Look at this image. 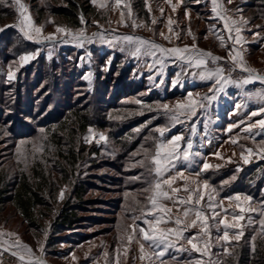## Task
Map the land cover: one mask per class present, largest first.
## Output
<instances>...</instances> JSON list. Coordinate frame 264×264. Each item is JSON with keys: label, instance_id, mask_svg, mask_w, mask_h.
Listing matches in <instances>:
<instances>
[{"label": "rangeland", "instance_id": "rangeland-1", "mask_svg": "<svg viewBox=\"0 0 264 264\" xmlns=\"http://www.w3.org/2000/svg\"><path fill=\"white\" fill-rule=\"evenodd\" d=\"M192 1L21 0L24 15L31 18L34 28L42 29L39 35L30 32L31 40L20 31L18 6L13 0L0 2V233L5 234L0 245L28 257L14 246L19 239L43 264H194L196 260L203 264H264V226L260 224L264 219V152L260 150L264 148V129L257 126L245 131L264 119L260 111L264 100L259 98L264 83L219 86L215 77L205 81L188 73L194 60L150 50L147 45L133 55L139 45L117 39L130 35L167 49L188 46L190 53L185 56L195 55V44L222 58L213 62L206 57L203 70L222 67L225 77L235 81L248 78L204 29L202 7L198 2L190 4ZM70 3L74 10L67 9ZM188 9L198 17H187ZM235 17L240 34L247 36L242 42L244 50L247 47L246 54L242 53L244 62L264 69V2L244 5L241 15ZM57 27L73 35L83 29L86 38L81 44L73 35L57 32ZM49 35L53 39H44ZM253 37L258 41L252 42ZM24 55L33 59L25 63L20 59ZM189 93L199 101L195 115L175 108L177 103L188 104ZM164 104L172 111L158 107ZM178 113L185 114L172 121L170 117ZM157 128L167 129L163 137ZM211 131L216 132L214 139L208 137ZM176 135L183 139L177 150L180 158L173 163L190 172L177 187L180 192L185 186L196 188L198 181L204 206L213 192L222 191L224 197L238 195L239 207L233 203V209L243 219L236 222L238 227L232 233L228 229L226 242L216 239L225 228L218 222L225 217L226 222L234 221L233 215L224 213L217 221L209 217L211 238L201 233L193 241L201 252L186 240L172 237L174 246L157 257L129 225L133 216L141 217L142 208L147 211L150 207L147 197L152 193L143 189L156 179L144 149L150 157L156 143ZM200 136L203 141H217V148L196 145L187 150L190 155L185 160L181 146L188 139L198 142ZM220 144L225 147L217 156ZM242 153L248 157L247 163ZM141 160L143 166L137 163ZM205 163L212 167L203 169ZM204 181L208 189H203ZM244 197L251 199L245 201ZM72 207L81 217L79 222L62 226L60 216ZM136 224L148 230L143 218ZM196 232L187 230L184 236ZM240 232L243 235L236 239ZM206 242L210 244L208 256L202 254ZM141 243L144 260L140 259ZM181 247L188 250H178ZM0 264L27 262L0 249Z\"/></svg>", "mask_w": 264, "mask_h": 264}, {"label": "snow or ice", "instance_id": "snow-or-ice-1", "mask_svg": "<svg viewBox=\"0 0 264 264\" xmlns=\"http://www.w3.org/2000/svg\"><path fill=\"white\" fill-rule=\"evenodd\" d=\"M0 2H5V0H0ZM95 3V0H93ZM13 3L18 6L17 11L20 12V15L22 19L20 20V31L24 33V35L28 39H33V36L30 34V32H35L36 34H40L42 32V29L39 27H33V22L29 16H25L24 12L26 11L25 6L21 3V0H13ZM117 3H119V0H117ZM228 3H232V0H228ZM213 4V9L212 11L217 14V16H220V12L217 11V0H212ZM175 10V7L174 9ZM161 11H163L161 9ZM123 15V14H122ZM222 19L224 17L221 16ZM244 24H247L248 21L244 20L241 18ZM155 21H153L154 23ZM81 23H85L83 16H81ZM169 24L172 23L171 19L168 21ZM236 22L233 21V24ZM135 27L136 25L133 24ZM225 27L228 28V20L225 19ZM27 29V30H26ZM57 32L65 33L68 35H73L70 30H67L62 27H57L56 29ZM171 31V29H170ZM229 31L231 32V28H229ZM236 32V38L235 42L238 44L241 42L242 37L240 36L241 29L239 27L235 28ZM189 34H191V31L189 30ZM94 35H98L97 33H94ZM163 36V33H161ZM258 35V33H257ZM86 38L85 32L83 29L79 31V33L73 35L74 40H79L82 44V41ZM46 40H51L53 39L52 35L44 37ZM117 39H122L126 42L129 43H136L139 45L135 51L132 53L133 55H136L140 52L141 46L147 45L150 50H159L162 53L169 54V55H175L181 59H188L190 62L194 60L195 66L196 67H201V66H206V57H211L213 62H216L220 59L221 57L213 56L211 52H205L203 50L197 49L195 44L192 45V50H194L195 55H189L185 56V53H190V49L188 46H185L184 48H179V47H174L171 49L163 48L162 46L155 44L153 42L144 40L142 38H137L133 37L130 35H125L123 37H118ZM165 39H168V37H165ZM195 39V37H193ZM221 41V46L224 47V41L222 37H217ZM39 42V41H37ZM235 53V55H233ZM150 55H155V52L149 51ZM229 57L232 59L233 63L236 64L238 67L241 68L242 71L249 73V77L247 79H244L242 81L243 84H248L252 81L253 78L260 79L262 82H264V76H260L259 73L257 72L256 69L251 68L246 65V63L243 60V55L241 52L236 51L235 48L229 51ZM21 61L23 62H28L29 60L33 59L32 55H24L20 57ZM215 77V84H221V81L225 83H234V81L231 80L230 76L225 77L224 75V69L222 67H217L214 70L211 71H206L201 74V79H212ZM12 78V74H9V79ZM213 89H210L212 91ZM219 90H222L219 89ZM261 100H264V94H261L259 96ZM204 99H211V97H204ZM137 103H139L137 101ZM199 104V101L192 99V93L188 94V104H183V103H177L175 108L177 110L181 109H187V114L189 115H195L196 114V106ZM199 106H203L200 104ZM162 107L166 112L172 111V109L169 108V105L164 104ZM237 107H240L237 105ZM261 112H264V108L260 110ZM179 114H185V113H178V114H173L170 119L172 121H178L179 119ZM253 116L258 115L257 112L252 113ZM259 126L261 129H264V119H261L257 121L254 124H250L248 128L245 129V131H251V129L256 128ZM167 129L165 128H157L156 131L159 132L160 136L163 137L164 133ZM231 130V129H229ZM91 131V129H90ZM139 131V129H137ZM100 139L106 140V137L101 135ZM183 139L181 135H176L173 136L170 140L167 142L160 141L156 143L155 145V153L151 155L150 157L148 156V150L144 149L145 157L147 159H150L151 164L154 166L152 169H149L150 172H154L155 174V182L150 185L149 188L143 189L145 192H151L152 194L147 197L150 207L147 208V211L145 209H141V217H136L133 216L132 220L133 223L132 225H129L130 228L133 229V232L138 231L142 235L143 241L148 242V247L153 250V254L156 255L157 257H161L165 254L167 249L169 247L174 246V242L171 239L172 237H175L176 240H186L187 244L191 245L192 249H194L197 252H201L200 247L196 243H193L194 240H197L199 237V233L197 235L191 236V237H185L184 232L191 229V228H196L199 227L200 231L204 234L205 237L211 238V233L209 231V224L208 220L209 217L205 214L203 211L202 207H198L201 205L202 201L205 200V195L204 193L200 190V185L199 182L196 181L197 187L194 189H190L187 186L183 188V191L187 193V198H180L176 196L177 193L181 191V188L177 187H172L174 181L176 180V176H171L169 178H165V173L169 171L170 166H174L173 161L176 159H179L180 156L178 154V147H179V142ZM232 143H236V140L233 139ZM264 144V141L261 142ZM192 145L191 143L188 144V149H191ZM261 152H264V148L260 149ZM249 154L252 153V150H248ZM190 153L188 151H185L183 154V158L185 160L188 159ZM198 155V153H197ZM242 158L244 159V162H248V157L244 156L243 153L241 154ZM217 156H219V153H217ZM264 158V157H262ZM138 164L143 166L144 161H137ZM212 167L211 165L205 163L203 165V169H208ZM216 167H219L217 165ZM178 175L182 176V173H179ZM138 179V177H137ZM187 179V178H185ZM203 189H208L209 185L207 181L203 182L202 185ZM167 188L168 190H165ZM214 191V190H213ZM175 197V198H174ZM61 198H63V193H61ZM162 199H170L173 201L174 206H178L176 208V214H175V219L173 220L172 217L168 214H171L173 212L172 208H169L160 201ZM229 201H240L241 197L240 196H230L227 198ZM245 201H249L251 198L250 197H244L243 198ZM214 197L209 194L207 197V207L212 211V219H216V217L219 215V213L216 212V208L222 207L223 202H219L218 204H213ZM182 206V207H181ZM237 207H239V204H237ZM251 211H254V209H249ZM223 211L226 213L228 210L223 209ZM245 211L244 208H240V212L243 213ZM159 212L160 215H156V213ZM153 216V219H148L147 216ZM191 216H194V218H191ZM143 218V223L148 225V230H145V228L140 227L138 224H136V220ZM232 219L236 222L240 221L243 219L242 215H236L233 214ZM169 223H174L176 227H161V225H167ZM220 224H224V232L222 236H218L216 239L217 240H223V241H228L229 240V228H234L238 227V223L236 224H228L226 222V217L225 219L219 220ZM260 224L264 226V219L260 220ZM4 233H0V237L4 236ZM8 235H14V234H8ZM243 235V232H240L238 235L235 236L236 239H239L240 236ZM129 241L131 242L132 236L128 237ZM15 247L22 248L24 252L28 256V261L27 264H33V251L32 249L26 245V244H21L19 239L16 240L15 242ZM161 246H163V249L160 251H156V249H161ZM210 249V244L207 242L205 243V249L203 251V255H210L209 253ZM178 250H184L187 251L188 249L181 247ZM40 251H43V248L41 246ZM227 248H225V252H227ZM140 252L142 255L140 256L141 260L145 259V246L143 243L140 244ZM13 256H17L19 260L25 261V255L20 254L19 252H13ZM34 264H43V262L37 257L35 258ZM163 264V262H162ZM194 264H203V261L201 260H196ZM212 264H215V262H212Z\"/></svg>", "mask_w": 264, "mask_h": 264}, {"label": "crops", "instance_id": "crops-1", "mask_svg": "<svg viewBox=\"0 0 264 264\" xmlns=\"http://www.w3.org/2000/svg\"><path fill=\"white\" fill-rule=\"evenodd\" d=\"M194 2H198V6L202 7L201 10H200V13H204L202 17H203V19L205 21L200 19L201 20L200 23L201 24H205V28L204 29L207 30V33L218 43V47L223 49V53L225 55H227L228 58H230L229 57V51L232 50L233 48H235L236 51H239L241 53H245V51H247V47H245V50H244L243 43H242L244 40H246L247 36H243L242 37V35L240 34V36L242 37L241 42L238 43V44L235 42V38H236L235 28H236V25L238 23L237 22L238 21L237 17H235V16L236 15H241V11H242V8H243L244 5H251L253 3V4H257V6H258L259 4H262V2H264V0H232V3H228V0H217V11L220 12V16H217V14L212 11V9H213L212 0H193L192 3H190V4H193ZM185 12H186L185 15L187 17H189V18H192L193 16L198 17V14L194 15V13H191L189 9L185 10ZM221 16L224 17V19H222ZM225 19L228 20V28L225 27ZM203 21L205 23H203ZM233 21H235L236 23L233 24ZM229 28H231V32L229 31ZM245 31H246V34L249 35V30L245 29ZM218 36L223 38L224 45H225L224 47L221 46V41L219 39H217ZM247 40L250 41V39H247ZM255 41H258L257 37H253L252 38V42H255ZM251 45H252V47H256L255 43H251ZM241 48H243V50H241ZM233 55H235V53H233ZM172 57H176V56L172 55ZM186 62L188 63L189 61L186 60ZM247 65L249 67H251L249 64H247ZM189 67L190 68L188 69V73H191L192 75H196L198 78L201 77L202 73L212 70V69L211 70H207V69L203 70L202 69L203 67H195V66H189ZM251 68H253V67H251ZM256 70H257V72L259 73L260 76H264V69H261V70L256 69ZM245 73L247 75H250L247 72H245ZM243 79L244 78H242V80ZM204 80L205 81L206 80L209 81L210 79H204ZM231 80L234 81V83L229 84V83H225V82L221 81V84H219V86L220 85L233 86L234 84L235 85H237V84L239 85V83L242 82V81H235L233 79H231ZM256 82L264 83L260 79L253 78L252 81L250 83H248V84L256 83ZM208 133H209V135H208L209 138H213L214 139V137H216V134H215L216 132H214V131L212 132L211 131V132H208ZM202 139H203V137H201V136H200V140L198 142H194L193 140L188 139V140H186L184 142V144L181 146V148H183V151L185 152L187 150L188 151L191 150L192 148H196L197 147L196 145L200 146V144H202L203 146H208V145L209 146L213 145L215 147L217 146V144H216L217 141H214V140H211V139L209 141H207L206 139L203 141ZM189 143H191V145H192L191 149H188V144ZM206 144H208V145H206ZM224 147H225V145L220 144L219 147H218L219 151L217 153L222 154L223 151H224ZM211 158H214V157H211ZM173 164H174V166H170L169 171L165 173V178H169L171 176H176L177 178L174 181L172 187H178L179 185H181V183H182L181 181L187 175H190V172H187L186 170H182V169L179 170V169H177L178 166H176L175 163H173ZM186 169H188V167ZM179 173H182L183 175L180 176V175H178ZM165 190H168V189L165 188ZM211 195L214 197L213 204H218L221 201L223 202L222 207L216 208V212L219 213V216H220V217L219 216L216 217V219H215L216 221L218 220V218L220 219L223 216V214L225 213L223 211V209H227L228 210L227 212L230 213V215H233V214L237 215V213L235 211L236 209H233L234 208L233 207V203H236L235 208H237V203L238 202L237 201H229L227 199L228 197H230L232 195L224 197L222 191H220V193L218 195L215 192L211 193ZM176 196L186 199L187 198V193L182 191V192L177 193ZM206 200H207V198H206ZM160 203H162L163 205L173 209V212L171 214H168V215H170L172 217V219L174 220L175 219V214H176V208L178 206H174L173 205V201L170 200V199H162L160 201ZM198 207H202V209L205 212V214L208 217H212V211L210 209H207V206H204L201 203V205L198 206ZM156 215H160V213L157 212ZM191 218H194V216H191ZM149 219H153V216L149 215ZM227 223L228 224H236V221L229 220ZM208 224H210V219L208 220ZM146 226L148 227V225H146ZM161 227H176V225L174 223H169L167 225H161ZM222 227L223 226L221 224V228ZM234 228H236V227H234ZM234 228H229V231H231V233H232V231L236 230ZM188 231L189 232L190 231H193V232L197 231L196 233H199V234L202 233L200 231L199 227L191 228Z\"/></svg>", "mask_w": 264, "mask_h": 264}, {"label": "trees", "instance_id": "trees-1", "mask_svg": "<svg viewBox=\"0 0 264 264\" xmlns=\"http://www.w3.org/2000/svg\"><path fill=\"white\" fill-rule=\"evenodd\" d=\"M67 9H69V10H74L75 9V5L73 4V3H70V7L68 6V8ZM20 194H23V193H20ZM19 194V195H20ZM78 205H76V207H77ZM76 207H72V208H70V209H68V211L66 210L61 216H60V218H61V223H59V224H61L62 226H65V224H67V225H69V224H76V223H78L79 222V218H81V217H79L78 215H77V211H76ZM79 207V206H78Z\"/></svg>", "mask_w": 264, "mask_h": 264}, {"label": "water", "instance_id": "water-1", "mask_svg": "<svg viewBox=\"0 0 264 264\" xmlns=\"http://www.w3.org/2000/svg\"><path fill=\"white\" fill-rule=\"evenodd\" d=\"M0 249L4 250V251H7V252H10L11 254L14 252L12 251L11 249L7 248V247H4L2 245H0ZM17 257V256H15ZM18 258V257H17ZM39 258V257H38ZM41 261H43L42 258H39ZM25 261L27 262L28 261V257H25ZM35 261V259L33 258V262Z\"/></svg>", "mask_w": 264, "mask_h": 264}, {"label": "built area", "instance_id": "built-area-1", "mask_svg": "<svg viewBox=\"0 0 264 264\" xmlns=\"http://www.w3.org/2000/svg\"><path fill=\"white\" fill-rule=\"evenodd\" d=\"M5 254L11 256L12 254L10 252L4 251Z\"/></svg>", "mask_w": 264, "mask_h": 264}, {"label": "bare ground", "instance_id": "bare-ground-1", "mask_svg": "<svg viewBox=\"0 0 264 264\" xmlns=\"http://www.w3.org/2000/svg\"><path fill=\"white\" fill-rule=\"evenodd\" d=\"M34 259L37 258V257H33Z\"/></svg>", "mask_w": 264, "mask_h": 264}]
</instances>
